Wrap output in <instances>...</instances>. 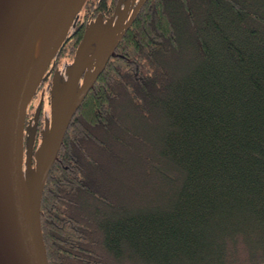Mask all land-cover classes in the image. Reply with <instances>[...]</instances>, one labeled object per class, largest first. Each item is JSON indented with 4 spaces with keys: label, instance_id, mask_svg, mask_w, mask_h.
<instances>
[{
    "label": "trees",
    "instance_id": "trees-1",
    "mask_svg": "<svg viewBox=\"0 0 264 264\" xmlns=\"http://www.w3.org/2000/svg\"><path fill=\"white\" fill-rule=\"evenodd\" d=\"M116 52L47 178L50 264H264V0H147Z\"/></svg>",
    "mask_w": 264,
    "mask_h": 264
},
{
    "label": "water",
    "instance_id": "water-1",
    "mask_svg": "<svg viewBox=\"0 0 264 264\" xmlns=\"http://www.w3.org/2000/svg\"><path fill=\"white\" fill-rule=\"evenodd\" d=\"M86 0H0V264H50L41 220L49 173L70 122L146 0L132 14L97 16L74 58L49 84L50 110L33 97L53 71Z\"/></svg>",
    "mask_w": 264,
    "mask_h": 264
},
{
    "label": "flooded vegetation",
    "instance_id": "flooded-vegetation-1",
    "mask_svg": "<svg viewBox=\"0 0 264 264\" xmlns=\"http://www.w3.org/2000/svg\"><path fill=\"white\" fill-rule=\"evenodd\" d=\"M139 1L140 0H86V2L84 3V5L80 9V11L78 12L77 17L75 18V20L71 26L69 34L72 33V35L67 42H69L72 39L74 40V38L79 34V41L76 43V46H75V51H76L78 44L80 43L81 39L83 38V35H84V32L86 30L87 25L92 20H94L97 16L102 15L104 19H107V18L111 17L113 14H115L116 11H119V10L120 11L122 10V13L124 10L125 14L131 15L132 11L136 8ZM144 4H143V6H144ZM72 43H71V45H72ZM75 51L73 53V58L75 55ZM57 68H58V65H56V63H55L53 65V71L50 73L48 79L45 82L51 81V78H52V76H53V74ZM33 114L28 115L27 119L32 117ZM43 114H44V105L42 107L41 117L39 119V124H38L39 129L43 126V124H42Z\"/></svg>",
    "mask_w": 264,
    "mask_h": 264
},
{
    "label": "rangeland",
    "instance_id": "rangeland-1",
    "mask_svg": "<svg viewBox=\"0 0 264 264\" xmlns=\"http://www.w3.org/2000/svg\"><path fill=\"white\" fill-rule=\"evenodd\" d=\"M68 54L69 53L67 51H65L64 53L62 52L60 55H58L56 57L55 63H56V65H58L59 69L62 70L63 66L66 63L71 62L73 60V56H70ZM49 84H50V82H44L39 87L36 95L33 97V101H32L33 105L31 106V108L28 111L27 118H28V115H32L35 112L36 106L38 105V103H39L41 98H43L44 114H45L46 111L49 112V110H50V94H49V90L50 89H49ZM44 114L42 116V124H43V121H44L43 120Z\"/></svg>",
    "mask_w": 264,
    "mask_h": 264
}]
</instances>
